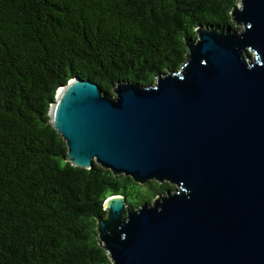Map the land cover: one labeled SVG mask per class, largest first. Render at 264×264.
I'll return each instance as SVG.
<instances>
[{
    "label": "water",
    "instance_id": "obj_1",
    "mask_svg": "<svg viewBox=\"0 0 264 264\" xmlns=\"http://www.w3.org/2000/svg\"><path fill=\"white\" fill-rule=\"evenodd\" d=\"M230 17L195 28L179 69L147 86L57 88L47 114L66 161L175 186L136 207L105 199L96 234L112 264H264V0Z\"/></svg>",
    "mask_w": 264,
    "mask_h": 264
},
{
    "label": "trees",
    "instance_id": "obj_2",
    "mask_svg": "<svg viewBox=\"0 0 264 264\" xmlns=\"http://www.w3.org/2000/svg\"><path fill=\"white\" fill-rule=\"evenodd\" d=\"M237 0H0V264H112L96 216L112 194L133 207L173 189L66 161L48 121L71 78L112 94L186 59L195 28L234 26Z\"/></svg>",
    "mask_w": 264,
    "mask_h": 264
},
{
    "label": "rangeland",
    "instance_id": "obj_3",
    "mask_svg": "<svg viewBox=\"0 0 264 264\" xmlns=\"http://www.w3.org/2000/svg\"><path fill=\"white\" fill-rule=\"evenodd\" d=\"M174 187H175V186H174ZM152 199H153V198H152ZM151 201H152V200H151ZM151 201H150V202H151Z\"/></svg>",
    "mask_w": 264,
    "mask_h": 264
}]
</instances>
